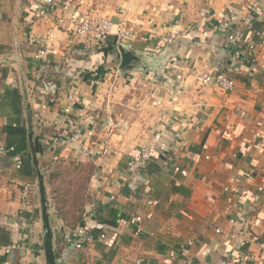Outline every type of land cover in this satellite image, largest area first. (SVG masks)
<instances>
[{"label":"crops","instance_id":"crops-1","mask_svg":"<svg viewBox=\"0 0 264 264\" xmlns=\"http://www.w3.org/2000/svg\"><path fill=\"white\" fill-rule=\"evenodd\" d=\"M86 12L130 21L138 34L126 45L145 53L131 64L140 62L148 71L127 69L113 76L108 69L120 52L112 37L97 51L83 52L65 26L55 25L58 11L41 14L36 0H0V143L13 146L7 134L22 130L27 138L28 113L36 146L44 148L52 138L59 148L75 144L96 166L80 221L69 220L61 199V208L52 205L43 173L57 263L259 264L264 259V60L234 58L220 21H229L245 44L254 29L264 27V0H68L66 17ZM219 71L234 78V89L197 81L200 73ZM110 81L111 86L123 81L119 97L136 85L138 97L134 104L127 98L121 106H104L111 111L101 118L110 129L107 136L97 131L96 116L100 86ZM122 122L136 130L131 140L128 132L114 130ZM157 133L151 160L128 171L133 151ZM103 139L110 154L100 153ZM134 140L136 148H125ZM45 152L37 154L41 168ZM13 157L0 154V229L7 232L0 264H45L36 176L23 173ZM100 206L105 211L96 220L92 212ZM148 210L153 215L136 234L137 226L127 219ZM80 222L97 236L81 250L70 240ZM14 243L19 246L5 253Z\"/></svg>","mask_w":264,"mask_h":264},{"label":"built area","instance_id":"built-area-1","mask_svg":"<svg viewBox=\"0 0 264 264\" xmlns=\"http://www.w3.org/2000/svg\"><path fill=\"white\" fill-rule=\"evenodd\" d=\"M37 8H39L40 13H51L58 11L59 14L55 17L56 26H65L66 30L71 33L74 41L80 43L83 52H95L102 48L106 40L112 37L116 44H131L138 34V30L126 20L123 16H118L117 19H112L108 16L99 13H75L73 16L66 17V12L68 9V0H36ZM45 17V16H43ZM151 20H149V23ZM223 26L225 47L230 50L234 58H241L247 63H253L258 60H264V27L253 30V39L246 40L243 44L242 37L239 33L233 31L226 20L220 21ZM243 50L245 53H243ZM197 81L201 84H211L223 91H230L235 87L234 78L227 75L224 71H219L216 73H200L197 77ZM54 86V85H52ZM50 101H53L51 99ZM72 105L76 100L70 98ZM70 107L66 106L64 108L65 112H69ZM245 115L244 112H241ZM71 121L69 124L71 125ZM162 128L164 125L161 126ZM62 136V135H61ZM160 135L157 133L155 135L154 141H149L140 145L137 149L133 151L129 159L126 162L128 171H134L138 166L145 165L154 156L156 151V142L159 140ZM61 139V138H60ZM48 144V142L46 143ZM13 149L12 145H7L0 143V154L7 153ZM112 152L110 143L108 139H103L101 155H107ZM15 165L17 168L21 165V160L19 156L13 157ZM175 172H179L182 176H187V171L180 169L178 166L173 168ZM264 181V180H263ZM258 191H262V186H258ZM224 190H227L225 187ZM156 201L150 200L148 204H155ZM153 215L151 210H148L144 215H134L127 219V222L137 226L135 233L138 234L141 231L140 224L144 219L151 218ZM116 223L119 225L120 220ZM106 232H102L101 238L105 237ZM75 237L74 247L75 249H84L86 244L93 241V235L88 227L84 225L76 226L72 232ZM77 236V238H76ZM19 245L14 243L8 247H5L4 252L8 253L12 249L17 248ZM264 259L259 261V264H263ZM4 264H9L5 262Z\"/></svg>","mask_w":264,"mask_h":264},{"label":"rangeland","instance_id":"rangeland-1","mask_svg":"<svg viewBox=\"0 0 264 264\" xmlns=\"http://www.w3.org/2000/svg\"><path fill=\"white\" fill-rule=\"evenodd\" d=\"M139 53L142 57L144 56V53ZM119 62L120 58L118 57L116 65L112 66V69H108L113 76L117 73L118 77H121L124 73H127V69L121 70L119 68ZM128 70L139 71L142 73L148 71L147 67H142V64L140 62L134 63L133 68L131 70ZM125 83L129 84V80H125ZM111 85L112 82L111 84L106 83V85L100 86L101 91L99 92V94L102 95L100 98L101 106L98 107V109L96 108L98 110L96 119L100 123L98 125L99 128L97 131L99 133L102 132L103 135L110 134V129L107 128L105 130L103 128L104 123L101 118H107L108 115H111V111H105L106 109L104 108V106L106 104L121 106V102L124 100L126 101L127 98L130 99L128 101L129 103L134 104L136 98L138 97V89L136 85H128L125 90L121 91L120 97L116 93L120 90L121 86H124L123 81H120L119 84L116 83L113 86ZM111 92L115 93V95L113 96ZM109 93L110 96L108 97ZM125 106L127 107V105H124V107ZM129 109L133 110V108L131 107ZM128 118L129 117L127 114L126 120ZM125 124L126 123L122 122L121 126L119 125L113 128L114 130H121V133L128 132V135L130 136V138L128 139L131 140V132L136 133V130L127 129L128 126H126ZM49 142L50 143L44 146L43 149L44 152H46L43 154V156H40V158H43L42 172L45 175V182L49 189L48 193L50 196V200L52 199V201L54 202V204L52 205L55 206V208H61V204L62 206H64L63 211L66 213L70 221L74 219V217H78L79 220L80 218H83L82 214L87 210L88 207V202L90 200L89 187L91 182V176L94 173L96 166L93 164V161L82 157V153L79 152L78 148L73 146L75 144H67L66 146L64 144L63 146H65V148L63 146L59 148V145L56 147L52 144L53 138ZM138 144L139 143L134 140L133 142H130V144H128L125 148L133 150L137 147ZM63 148L66 150V152L61 154L62 151H60L59 149ZM52 187H54L53 190ZM52 192H54V194H52ZM58 199H61L60 205H57Z\"/></svg>","mask_w":264,"mask_h":264},{"label":"water","instance_id":"water-1","mask_svg":"<svg viewBox=\"0 0 264 264\" xmlns=\"http://www.w3.org/2000/svg\"><path fill=\"white\" fill-rule=\"evenodd\" d=\"M118 49L120 52L119 68L121 70L133 68V65L131 63L138 61L140 57H142L139 52H136L135 50L131 49L126 44L125 45L119 44ZM26 117H27V126H28L27 128L28 152L31 161V166L36 176L37 188L39 193L40 218L42 223L41 245L44 254L45 264H58L56 261V256L53 246V231H52V225L50 223L49 199L46 192L44 175L42 172V168L40 167L36 144L34 143L33 140V130L30 123V116L28 113Z\"/></svg>","mask_w":264,"mask_h":264},{"label":"trees","instance_id":"trees-1","mask_svg":"<svg viewBox=\"0 0 264 264\" xmlns=\"http://www.w3.org/2000/svg\"><path fill=\"white\" fill-rule=\"evenodd\" d=\"M7 141H8V143L13 144V149L11 151H8L7 153L10 155H13V156H16V155L19 156L20 160H21V165H20L21 171L23 173H27V174L31 173L33 170H32L31 161H30V157H29L28 144H27V138H26L25 131L22 130L20 133H9V134H7ZM36 149H37V152H39V153H43V151H44L42 145L36 146ZM105 208H106V206H105ZM104 211L105 210H104L103 206L98 207V209L96 211L92 212V214H94V219L101 220L99 216H100V213H104ZM113 224H115V223H113ZM78 225L82 226V225H84V223L80 222L79 224H77V226ZM89 230L91 231L93 238L97 237L93 233V229L91 230V228H89ZM94 232H95V230H94ZM6 233H7L6 231H4L3 229H0V243L5 241L4 240L5 238L7 239ZM76 238H77V236H76ZM70 240H72V241L75 240V237L72 235L70 237Z\"/></svg>","mask_w":264,"mask_h":264}]
</instances>
